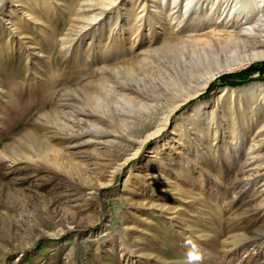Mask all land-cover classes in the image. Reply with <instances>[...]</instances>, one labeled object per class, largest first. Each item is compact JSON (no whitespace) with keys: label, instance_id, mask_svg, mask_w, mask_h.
<instances>
[{"label":"rangeland","instance_id":"1","mask_svg":"<svg viewBox=\"0 0 264 264\" xmlns=\"http://www.w3.org/2000/svg\"><path fill=\"white\" fill-rule=\"evenodd\" d=\"M141 4L0 0V264H264L263 97L236 90L264 58L168 110L176 94L126 72Z\"/></svg>","mask_w":264,"mask_h":264},{"label":"bare ground","instance_id":"2","mask_svg":"<svg viewBox=\"0 0 264 264\" xmlns=\"http://www.w3.org/2000/svg\"><path fill=\"white\" fill-rule=\"evenodd\" d=\"M216 2L206 5L197 0H184L181 5L179 0H171L170 4H166L165 0H152L151 9L143 4L136 8L140 7V22L146 18L148 31L137 30L143 47L136 51L134 65L126 68V72L132 69L145 72L148 77L146 85L157 96L176 94L168 110L201 92L220 72L242 64L241 61L264 58V0H229L225 5ZM97 7L93 3L82 2L77 8L79 14L75 16V23L85 18L81 14L84 10ZM137 14H129L125 24ZM141 15L145 17L141 18ZM258 45L263 48H257ZM153 70L156 74L152 76ZM232 89L224 86L219 89L220 95ZM236 90L251 98L262 96L264 105V83L251 82ZM206 104V101L197 102L193 110ZM60 116L76 122L65 113L56 117ZM261 116L264 123V111ZM57 120L65 125L60 118ZM27 141L42 161L50 159L52 163H58L56 156L49 158L42 152V144L38 149L34 135L29 134ZM256 146L250 144L247 159L258 158L259 153L252 150Z\"/></svg>","mask_w":264,"mask_h":264},{"label":"trees","instance_id":"3","mask_svg":"<svg viewBox=\"0 0 264 264\" xmlns=\"http://www.w3.org/2000/svg\"><path fill=\"white\" fill-rule=\"evenodd\" d=\"M223 82L224 83H229V84H236V82L233 80V79H229V78H224V80H223ZM206 95V92L205 93H203V94H201L200 95V97H203V96H205Z\"/></svg>","mask_w":264,"mask_h":264}]
</instances>
